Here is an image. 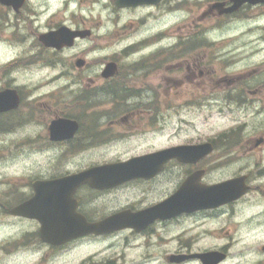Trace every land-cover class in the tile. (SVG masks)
Returning <instances> with one entry per match:
<instances>
[{
	"label": "flooded vegetation",
	"instance_id": "obj_1",
	"mask_svg": "<svg viewBox=\"0 0 264 264\" xmlns=\"http://www.w3.org/2000/svg\"><path fill=\"white\" fill-rule=\"evenodd\" d=\"M109 2L117 12L137 15L135 24L125 25L128 30L136 28L132 41L119 53L107 55L103 62H88L85 57L64 54L91 38V29L76 27L68 18V22L61 21L38 33L39 43L41 35L61 27L72 32L88 30L89 37L76 38L72 46L61 49L40 43L41 52L55 57L60 67L57 75L48 78V84L58 85L51 95H46L48 109L33 114L22 89L8 84L0 87V92L16 90L19 97L15 109L0 113V140L15 136L16 128H23L25 140L33 139L26 129L36 121L42 130L35 137L49 148L59 149L68 158L95 155L103 144L126 139L141 124L154 122L141 116L135 119L136 114L147 111L145 107L153 112L172 110L180 102L178 95L189 94L195 97L190 102L202 107L208 100L196 97L197 93L209 89L233 95L228 101L235 109L264 111V68L236 72L239 55L247 54L250 47H264V0H140L120 8L115 0ZM0 9L23 24L36 22L35 26L41 27L40 3L25 0L18 10L2 4ZM177 16H184L183 21L177 23ZM3 22L12 25L9 20ZM237 34L243 40H237ZM240 43L243 45H236ZM107 64L111 70L104 78ZM221 83L229 87H220ZM69 95L77 98H67ZM98 95L107 96L110 104L96 103ZM134 96H152L153 100L133 110L124 108V115L103 121L105 111L115 110L113 102L124 106ZM105 105L107 109L99 116L103 120L96 119L94 112ZM57 120L76 124L71 138L51 140L50 126ZM232 132L233 137L220 135L211 141L172 145L111 162L25 168L14 178L0 177V264H264V152L257 150L264 147V137L247 140L240 151L236 150V127ZM209 142L214 150L195 162L183 164L172 159L148 177L125 178L112 188H96L85 182L70 190L52 184L96 165ZM221 143L230 144L234 150L217 151ZM195 173L199 186L236 180V198L167 219L154 218L149 210L175 195ZM38 183L43 184L37 193ZM37 198L40 203L35 208H25L21 214L12 212ZM109 220L122 223V228L87 234L62 244L42 239V230H46L45 238L58 239L66 229H80L81 221L93 225Z\"/></svg>",
	"mask_w": 264,
	"mask_h": 264
},
{
	"label": "rangeland",
	"instance_id": "obj_2",
	"mask_svg": "<svg viewBox=\"0 0 264 264\" xmlns=\"http://www.w3.org/2000/svg\"><path fill=\"white\" fill-rule=\"evenodd\" d=\"M30 3H40L43 12L39 22L40 29L37 28L38 25L35 26L36 22L31 25L23 24L22 21L15 20L8 11L0 9V87L8 84L22 89L24 101L32 106L34 114L38 110L48 109L46 95H51L52 90L58 87L56 83L48 84V78L57 75L60 70V67L56 66L55 57L50 58L51 55L41 52L42 46L37 41L38 33L47 31L49 26H56L61 21L68 22L67 19L71 18L74 26L91 29L93 35L85 41H80L74 50L64 55L85 57L88 62H103L107 55L119 53L122 46L132 41L136 28L134 31L128 30L125 25L135 24L137 15L113 10L109 0H30ZM183 19L184 16H177V23L182 22ZM4 20L16 25L15 28L5 24ZM168 22L172 20H167L166 23ZM236 39L243 40L239 34L236 35ZM247 51V54L243 53L236 59V72L258 67L263 69L264 47H250ZM49 62L53 64L50 65ZM220 85L226 89L229 87L223 83ZM30 97H32L31 102H29ZM196 97L207 98L208 102L198 107L194 102H190V99L194 100L195 97L189 94L178 95L177 99L180 102L177 101L172 110L162 108L153 112L145 107L147 111L136 114L135 119L141 116L154 122L143 123L142 127L126 139L118 138L103 144L95 155L86 154L84 157H81L82 154H76L68 158L65 157L66 154L59 153V149L49 148L41 138L35 137L40 135L42 129L40 123L33 121L26 129L28 134L32 133L33 139L25 140L22 137L25 132L23 128H16L15 136L0 140V177L14 178L24 173L25 168L39 170L111 162L172 145L217 139L222 134L233 137L234 127L238 140L236 143L239 145L236 150L242 151L240 147L249 139L257 140L264 137V111L259 113L253 108L252 110L235 109L228 101L232 100L233 95L227 96L223 92H212L210 89L197 93ZM67 98H77V96L69 95ZM133 99L124 106L113 102L115 105L113 112H106V105L97 108L94 116H98L96 117L98 120L101 119L100 111L104 110L106 118L101 120L107 121L114 116L124 115L126 113L124 108L133 110L136 105L150 104L153 97L134 96ZM95 102L110 104L105 95L95 96ZM224 150H234V148L228 143L218 144L217 151ZM257 150L264 152V147Z\"/></svg>",
	"mask_w": 264,
	"mask_h": 264
},
{
	"label": "water",
	"instance_id": "obj_3",
	"mask_svg": "<svg viewBox=\"0 0 264 264\" xmlns=\"http://www.w3.org/2000/svg\"><path fill=\"white\" fill-rule=\"evenodd\" d=\"M139 1L115 0L116 6L119 8L128 4H136ZM23 2L24 0H0V4L13 7L15 10H18L23 5ZM88 34V32H70L65 28H60L56 32L41 35L39 41L45 47L61 49L64 46H72L76 37L83 38ZM109 65L102 73L104 78L108 76V72L111 70ZM18 103L19 99L15 91L6 90L0 92V113L15 109ZM75 129L76 124L73 122L67 120L54 121L50 126V138L53 141L69 139L73 136ZM212 150L211 144L170 148L144 157L135 158L128 162L95 167L78 175L52 182V184L70 188V190H75L76 187L85 182L90 183L96 188H111L121 184L125 178L148 177L154 174L155 170L161 169L171 159H176L181 163L195 162ZM42 184H37V193L42 191ZM234 198H236V180L211 187H204L198 185L197 176L194 174L186 180L175 195L149 211L152 212L154 218L162 220L180 212L194 210L198 207H212ZM39 203V198L33 199L22 207L15 209L14 214H21V211L25 208H35L36 204ZM122 226V223L119 224L113 222V220L93 225H88L84 221H81L80 229L76 230V232L66 229L64 230V234L59 233L60 239L45 238L46 230H42L41 234L42 239H46L47 242L62 244L76 237L87 234H102L122 228Z\"/></svg>",
	"mask_w": 264,
	"mask_h": 264
}]
</instances>
